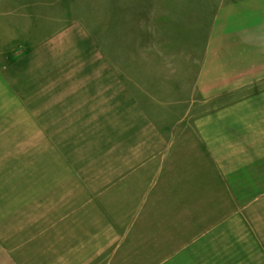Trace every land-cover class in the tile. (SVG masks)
Masks as SVG:
<instances>
[{
    "label": "crops",
    "instance_id": "1",
    "mask_svg": "<svg viewBox=\"0 0 264 264\" xmlns=\"http://www.w3.org/2000/svg\"><path fill=\"white\" fill-rule=\"evenodd\" d=\"M146 3L158 63L118 68L112 49H98L87 36L92 46L69 70L95 72L82 73L78 87L73 79L67 95L64 46L55 63L52 44L22 54L0 44V135L3 121L13 124L8 148L0 142V264L109 262L125 235L115 201L127 212L137 197L143 209L160 198L164 183L264 185V0ZM98 89L106 95L99 106L91 98ZM75 114L89 120L80 135L104 136L89 146L50 139L53 129L79 134ZM34 130L40 142H33ZM91 149L104 151L99 167L80 154ZM254 199L215 230L232 233L226 237L249 254L246 264H264V188Z\"/></svg>",
    "mask_w": 264,
    "mask_h": 264
},
{
    "label": "rangeland",
    "instance_id": "2",
    "mask_svg": "<svg viewBox=\"0 0 264 264\" xmlns=\"http://www.w3.org/2000/svg\"><path fill=\"white\" fill-rule=\"evenodd\" d=\"M147 1L0 0V44L2 48L10 47L19 54L30 48L52 44L55 55L57 49L61 50L64 46L60 53L62 63L66 66L65 78L70 84L66 86L62 96L67 95L68 89H72L73 79H76L78 87L80 85L79 76L82 73L93 74L95 72L69 70L72 62L79 61V53L85 47L92 46L88 44L87 36L91 37L92 43L98 49L102 51L106 47L112 49L109 55L112 56L118 68L122 62L129 64L142 62L148 66L158 63L157 55L151 50L153 39L149 36L153 33L154 26L151 14L150 16L148 14V10L152 8L147 6ZM144 22L148 24L142 27ZM165 41L161 40L162 45ZM3 53L5 51H2ZM181 58V62L177 64L178 67L184 64V57ZM56 61L55 55V63ZM131 72L135 73L129 70V73ZM98 73L100 72L95 74ZM91 76L81 80L86 81ZM130 79L128 80L129 85L135 86V80ZM55 80L53 78L47 81L50 90L54 89ZM46 86L36 89L33 98H40L41 90L45 91ZM91 98L95 99L99 106L100 103L106 101L105 91L98 89L95 98L93 96ZM19 109L18 114L24 116L25 113ZM34 109L37 108L34 107ZM81 115L75 114L74 116L76 130L79 134L71 135L65 131L64 135L53 129L48 130L49 135H52L49 136L50 139L67 144L73 138L79 143H88L87 146L95 144L98 138L104 135H80L84 131L82 128L88 127L89 123L88 118L82 119ZM90 115L96 116V114H87V116ZM3 122L0 135L1 148H8L10 144L8 130L12 129L13 124L6 123L5 125ZM18 123L19 121L17 125ZM97 130L100 131L99 128ZM41 138L40 130H34L33 142H40ZM89 138L94 140L89 141ZM84 148H87L86 145ZM81 153L82 157L83 154L87 155L89 161L105 158L104 151L95 149ZM99 163L100 160H98V167ZM256 186L257 184L247 183L210 182L206 185L193 182L176 186H173V183H164L159 188V199L145 200L146 205L141 209L137 206L144 200L136 197L131 201L132 208L127 212L125 211L127 206H124L122 200L120 204L117 199L118 202L115 201L113 211L114 216L120 220L124 218L125 221H120L123 228L122 234L125 233L123 244L113 247L111 260L103 261L101 264H246L248 259L244 260V257L249 254L240 253L239 247L233 245L232 238L226 237L227 234L232 233L217 232L215 229L220 223L233 217L236 212L245 209L255 201L256 194L264 188L262 185L255 189ZM174 188L181 197H173ZM185 190L188 192L185 193ZM169 194L171 198L168 197ZM186 194L187 198H184L182 195ZM183 210L187 211V215L181 214ZM154 212L155 215H153ZM208 230L210 241L205 243L202 238L204 236L206 238ZM192 241L193 245L186 247ZM243 250L246 251V248Z\"/></svg>",
    "mask_w": 264,
    "mask_h": 264
}]
</instances>
